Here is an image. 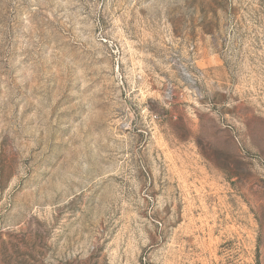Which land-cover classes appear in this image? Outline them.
<instances>
[{
    "label": "rangeland",
    "instance_id": "374dc122",
    "mask_svg": "<svg viewBox=\"0 0 264 264\" xmlns=\"http://www.w3.org/2000/svg\"><path fill=\"white\" fill-rule=\"evenodd\" d=\"M0 264H264V0H0Z\"/></svg>",
    "mask_w": 264,
    "mask_h": 264
}]
</instances>
